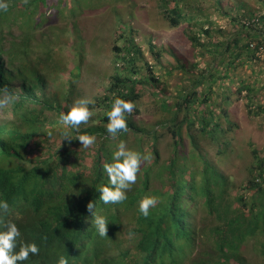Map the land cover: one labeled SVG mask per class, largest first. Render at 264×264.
Segmentation results:
<instances>
[{
  "label": "trees",
  "instance_id": "trees-1",
  "mask_svg": "<svg viewBox=\"0 0 264 264\" xmlns=\"http://www.w3.org/2000/svg\"><path fill=\"white\" fill-rule=\"evenodd\" d=\"M108 1L111 0H4L8 8L0 11V99L5 94L11 99L0 107V199L26 215L19 244L45 242L55 246L57 236V247H62L79 233L89 199L100 196L98 187L110 186L102 165L111 162L113 151L124 141L130 143L131 150L150 153L151 159L141 161V178L127 199L105 208L111 210L109 222L120 217L121 208L135 207L140 196L156 198L147 217L140 211L134 216L136 225L129 234L132 240L140 239V251L130 250L102 261L95 250L87 261L80 256V264H264V149L249 142L252 157L248 176L239 186L218 165V159L231 158L236 151L237 137L233 135L240 126L228 109L232 96L245 91L250 116L264 117V100H260L264 86L255 83L257 77L234 75L238 66L255 67L260 61L257 54L264 48V14L256 16L260 9H250L248 0H235L234 6L226 10L224 0H211V5L222 15L230 16L239 28L227 39L212 42L220 68L204 70L191 86L180 91L175 104L162 100L160 107L169 111L171 119L161 123L160 131L136 127L127 121V131L112 136L107 132V113L114 99L134 102L139 112L140 87L158 86L160 82L136 40L134 25L118 17L114 73L105 93L97 96L94 104H88L91 112L94 108L103 109L98 115L100 122L92 115L78 130L60 118L70 109L87 54L81 46L84 41L79 38L78 25L66 26L62 34L53 38L39 41L33 36L53 14L73 19L77 12ZM201 1L158 0V7L170 27L196 21L194 25H200L202 33L211 35L215 24L198 5ZM258 2L264 10V0ZM117 8L113 6L114 11ZM21 27L25 32L16 36ZM189 38L195 47H206L199 35ZM155 47L157 44L152 43L150 49ZM236 78L237 88L227 84V80L233 83ZM57 83L59 89L55 88ZM215 86H220L219 92ZM259 123L262 128L264 118ZM65 129L73 136H93L94 143L84 147L78 139L71 143L62 141L61 132ZM168 133L173 139L172 153L168 164L162 167L157 140ZM184 135L191 144L188 150ZM34 142L40 149L31 153L29 147ZM57 142L60 144L55 149ZM89 157L94 158L91 176L85 175L90 168L84 161ZM164 179L169 184L167 189L165 185L158 186ZM58 184L63 187L62 192H55ZM199 209L205 215L203 222L192 219ZM191 225L201 240L192 256L186 262V258L180 261L187 248L186 257L192 251ZM37 259L28 258L20 264Z\"/></svg>",
  "mask_w": 264,
  "mask_h": 264
},
{
  "label": "rangeland",
  "instance_id": "rangeland-1",
  "mask_svg": "<svg viewBox=\"0 0 264 264\" xmlns=\"http://www.w3.org/2000/svg\"><path fill=\"white\" fill-rule=\"evenodd\" d=\"M248 1L250 9H260L255 14L256 16L264 14L262 5L258 0ZM234 4L235 0H224L223 8L226 10ZM114 5L118 6L116 11L113 10ZM198 5L205 9L210 14V19L214 21L215 26L211 35L202 33L201 26L194 25L196 21L182 23L178 27H170L160 12L158 0H119V2L111 0L96 8H85L81 13L77 12L73 19L71 16L53 14L48 22L42 27H38L33 36L39 41L44 38H53L58 33L62 34L66 26H73V23L78 25L79 38L84 41L81 46L87 54L82 63V75L76 93L69 106L71 107L80 98L89 99L94 104L96 97L105 93L110 77L114 73L112 60L114 58L113 46L117 36L118 17L123 22L129 20L134 25V35L144 51L145 58L152 66L154 75L160 80L158 86L140 87L142 98L137 103L139 113L133 114L131 120L138 126L154 127V131H160L161 123L171 119L169 111L160 107L162 100L165 99L167 103L175 104L179 99L180 91L182 92L191 86L192 81L204 70L207 68L219 69L220 66L216 65L217 61L214 59L212 42L213 40L227 39L239 29L237 22L233 21L230 16L222 15L211 5V0H202ZM243 11L239 14H242ZM233 14H236V10H233ZM23 30V27L19 28L15 35L24 33ZM190 35H199L206 47H195L189 38ZM8 38H11V35H8ZM152 43L157 44V47L150 49ZM209 49L211 52L208 51ZM257 55L260 56V61L255 63V67L238 66L234 75L246 79L257 77L258 81L255 83L264 86V48ZM226 82L234 88L239 86V78H236L233 83L229 80ZM219 87L215 86L214 90L219 92ZM55 88L59 89L60 84H55ZM260 93V100H264V89ZM245 94L243 91L241 94L233 95L228 104L233 121L240 126L235 134L237 137L236 151L231 158L227 157L228 159L224 161L218 159L221 171L226 175L231 174L237 185L247 178L246 167L251 162L249 142L252 141L258 148L264 149V125L261 128L259 123V120L264 117L250 116ZM218 101L220 102L221 99L218 98ZM102 110L101 107L94 108L92 115L95 116L96 122H100L98 115L101 114ZM157 142L161 153L160 162L162 163L172 153V135L169 133L162 134ZM183 142L186 147L185 150H188L191 144L186 135H184ZM37 143L34 142L30 145L31 153H36L40 149L37 147ZM59 144V142L55 143L54 148L56 149ZM126 147H130V143H127ZM212 149L215 150L216 148L213 146ZM43 150L49 153L46 148ZM212 158L216 159L213 153ZM93 159L89 157L84 161V164L90 168L85 175H92Z\"/></svg>",
  "mask_w": 264,
  "mask_h": 264
},
{
  "label": "clouds",
  "instance_id": "clouds-1",
  "mask_svg": "<svg viewBox=\"0 0 264 264\" xmlns=\"http://www.w3.org/2000/svg\"><path fill=\"white\" fill-rule=\"evenodd\" d=\"M7 8L8 4L4 0H0V11H6ZM5 93H7L6 89ZM10 99L11 97L5 94L0 99V107L7 104ZM90 103L91 101L86 98L76 100L66 114H61V120L78 130L79 126L82 123H87L92 116V112L88 108ZM137 113L139 112L135 110L134 102L116 97L112 102L111 110L107 113V132L115 136L120 131H127V121L138 127L131 120L132 115ZM235 134L233 137H235ZM48 135L51 136L52 133L49 132ZM61 136L63 137L62 141L66 140L68 143H71L73 139H78L84 147L90 146L95 140L93 136L87 134L73 136L66 129L61 132ZM129 148L126 147L124 141H121L112 153L111 162L102 165L108 176L110 186L98 187L97 191L100 196H92L89 199L87 203L88 211L85 219L80 224L79 233H76L75 236L71 234V240L64 242L62 247H57V236L54 237L55 246L45 242L19 244L21 224L22 221L26 220V215L21 213L16 206L9 207L7 200L0 199V264H20L28 258H38L29 264H80L78 262L80 256H84L87 261L95 250L98 251L102 261L117 258L130 250L139 252L138 242L140 239L132 240L129 234L136 225L137 220L134 216H137L140 211L143 216L147 217L150 207H155L157 203L156 198L150 195L140 196L135 207L121 208L120 217H116L109 222L107 217L110 216L111 210L105 208L106 206H117L118 203L127 199V195L130 194L141 178V173H138L141 161L151 159L150 153L141 154ZM160 159L161 157L159 163L164 167L168 164L170 156L166 157L162 163ZM249 165L246 167V172ZM162 185H165L166 189L169 188V184L165 182V179L163 182L158 183L159 187ZM62 191L63 187L58 184L55 192ZM204 218L205 215L202 209H199L192 217L196 222H203ZM191 229L194 237L192 251L186 257L189 251V248H187L186 254L180 261L186 258V262L201 240V236L194 232L192 225ZM97 240L99 241L98 244L96 243ZM17 248L19 250H16ZM94 264L100 263L95 262Z\"/></svg>",
  "mask_w": 264,
  "mask_h": 264
}]
</instances>
